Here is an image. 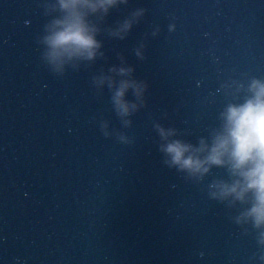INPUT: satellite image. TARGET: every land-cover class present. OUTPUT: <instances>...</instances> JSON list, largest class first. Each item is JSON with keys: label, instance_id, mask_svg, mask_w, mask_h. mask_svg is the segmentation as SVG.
<instances>
[{"label": "water", "instance_id": "95a60500", "mask_svg": "<svg viewBox=\"0 0 264 264\" xmlns=\"http://www.w3.org/2000/svg\"><path fill=\"white\" fill-rule=\"evenodd\" d=\"M45 2L0 0V221L26 264H264L250 194L244 203L208 195L219 193L214 180L238 177L169 169L154 128L211 146L228 106L264 83V0H128L89 17L104 58L70 61L63 75L41 59ZM140 8L125 39L108 36ZM120 55L149 85L130 128L107 82H92L102 72L127 79L107 72ZM102 120L132 142L105 138Z\"/></svg>", "mask_w": 264, "mask_h": 264}, {"label": "clouds", "instance_id": "9594fccd", "mask_svg": "<svg viewBox=\"0 0 264 264\" xmlns=\"http://www.w3.org/2000/svg\"><path fill=\"white\" fill-rule=\"evenodd\" d=\"M118 4L127 5L128 0H46L43 5L45 15L52 18L44 25V34L38 38V43L44 48L41 55L43 62L51 67L52 72L63 75L64 66L70 61L91 62L98 57L104 58L105 53L100 51L103 42L97 38L100 29L91 23L89 17L100 13L99 19L104 20L110 14V9ZM145 11L143 8L137 9L131 13L132 18L117 21L116 27L107 29L108 36L125 39L133 25L139 22L134 18L142 16ZM171 28L170 25L169 31ZM158 33L159 28L152 32V36ZM140 47L145 45L141 43ZM135 54L140 60L145 59L139 48L135 49ZM119 59L121 66L113 65L107 72L127 79L118 81L113 75L102 72L99 76H93L92 82L96 87L107 82L115 114L125 128H130L133 123L130 117L145 106V93L149 85L134 78L135 67L125 66L127 62L122 55ZM251 90L254 93L251 98L240 105H229L222 114L223 123L220 129L212 133L210 147L204 138H200L199 147H195L181 139L169 140L170 136L176 135L173 128L166 131L159 123H155L154 128L161 141L158 150L163 157L162 163L169 169L174 168L188 176L200 174L202 177L212 166L227 167L231 176L238 177L230 184L224 180H214L209 187L218 188L219 193L209 192L208 195L220 202L223 198L234 196L244 203L250 194L252 206L246 214L254 219L255 226L259 228L264 225V83L254 81ZM129 92L134 100L126 99ZM108 127L107 121H100V130L105 138L115 135L121 143L132 142L123 132H108ZM202 153L206 155L202 157ZM261 236L264 237V233ZM260 243L264 244V239Z\"/></svg>", "mask_w": 264, "mask_h": 264}]
</instances>
